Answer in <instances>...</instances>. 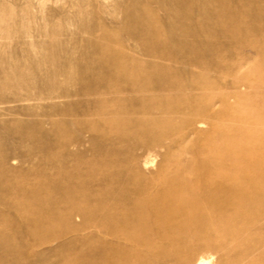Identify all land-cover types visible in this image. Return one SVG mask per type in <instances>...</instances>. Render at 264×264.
<instances>
[{"label": "rangeland", "instance_id": "374dc122", "mask_svg": "<svg viewBox=\"0 0 264 264\" xmlns=\"http://www.w3.org/2000/svg\"><path fill=\"white\" fill-rule=\"evenodd\" d=\"M1 21L0 264H264V187L236 214L208 181L214 156L264 177V0H0ZM182 178L191 222L164 209Z\"/></svg>", "mask_w": 264, "mask_h": 264}, {"label": "bare ground", "instance_id": "6f19581e", "mask_svg": "<svg viewBox=\"0 0 264 264\" xmlns=\"http://www.w3.org/2000/svg\"><path fill=\"white\" fill-rule=\"evenodd\" d=\"M218 16H216L215 19L219 20ZM4 22L1 21L0 23H4ZM2 28H6V27H2ZM7 29H5V30L8 31ZM1 33H3V32H1ZM6 34H7V32H6ZM253 76H254V74H253ZM214 142L215 141L212 140L211 143L214 144ZM211 143H210V145H212V152L211 153H213V151H215V150L213 148V144H211ZM216 150H217V148H216ZM213 159L215 160L216 165L219 166L220 159L215 158V156L213 157ZM217 161H219V162H217ZM218 166L215 169V172H213V175L208 178V181L212 182L213 180H218L219 179V181H222L224 184L227 185V187H231L232 189H234L236 191V194L232 198L233 203L235 204V207L233 208V211L236 214H241V213L244 214V210H246V207H244L243 204H242L243 199H246L248 196H250L251 192H253L254 190L258 191L261 187H264V180H262V179H264V177H262L258 182H256L254 179H251L250 176H249L250 174H252L254 172L253 171L251 173L253 168H252V170H250L249 168H246V167L239 168V167H235L234 166V167H232L230 169V171L227 170L226 172L225 171L223 172L222 170H220L221 169L220 167L218 168ZM243 172L246 173L245 175H248V178H246V180L244 179L242 181V179L240 178L239 175L243 174ZM168 187H169V189H168L169 193H171L172 196H174V198H175V201H176L175 204L176 205H170V206H167V208H164L166 213L170 212V211L179 210V211L182 212V216L185 217L186 219H188V221L191 222L193 220V216H192L193 214H191V210L190 209H186L184 205L187 202L190 203V201H191V204H192V202H193L192 198L195 195V193L197 192L196 186L194 185V183L190 179H188V178H184L183 179L182 178L178 184L170 185ZM112 218H114V217H112ZM136 221H137L136 225H130V227H128L127 229H123V228H126V227H123V225L120 224L121 222H118L117 220L114 219L113 222H111L110 231H111V233H114V235H116L118 233H120V234L123 233L125 236H128V237H131V238L135 239V238L138 237V235H140L146 229V226H147L144 223V221H141L140 219H137ZM215 222H217V225H220L222 227V231L225 232V233H227V232L229 233V231H231L233 229L232 226L230 225V218L227 215H219V216H217ZM163 223L164 222L162 220L159 221L160 232H161L162 235L167 236V234H168L167 231H166L167 227L164 226ZM155 230L156 229H154V231ZM157 230H159V229H157ZM197 233H198L197 231H194V234H197ZM206 243L209 244L211 242L207 240ZM166 252L170 253V254L172 253L173 255H176L177 254V249L175 248L174 245H171L170 250L169 251L166 250ZM189 254H190V252L189 253L186 252L185 257H187ZM109 260H110V258H108V256H107L106 259H105V262L108 264ZM112 261H111L112 264H125L117 256H115L114 259H112ZM196 263L197 264H205V263H208V261L205 258L201 257L199 260H197Z\"/></svg>", "mask_w": 264, "mask_h": 264}]
</instances>
